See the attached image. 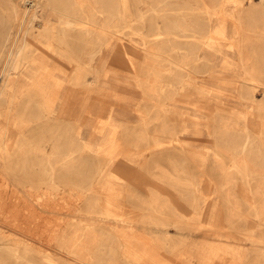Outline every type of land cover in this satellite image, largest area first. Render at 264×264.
<instances>
[{
    "label": "rangeland",
    "instance_id": "1",
    "mask_svg": "<svg viewBox=\"0 0 264 264\" xmlns=\"http://www.w3.org/2000/svg\"><path fill=\"white\" fill-rule=\"evenodd\" d=\"M11 1L0 0L1 34L15 22L6 9ZM52 1L62 5L67 0ZM70 1L74 6L80 3L84 9L93 6L100 11L109 0ZM110 1L121 14L116 23L120 22L122 28H118L116 35L102 37L104 42L91 63H81L85 59L78 63L58 61L62 48L55 43L57 55L53 61L45 63L38 71L39 76L30 78L13 94L4 83L2 72L11 65L9 53L19 34L18 24L12 26L8 46L3 47L0 240L7 242L4 244L10 249L14 247L15 253L3 250L0 241V264L73 263L75 255L70 251L68 239L78 224L98 229L100 235L116 231L117 236L106 242L111 251L103 255L102 264H263L264 224L259 226L262 214L253 210L245 198L249 195L257 199L260 206L259 189H264V176L237 175L222 180L208 172L202 162L209 160L199 156L209 149L215 151V147L211 148L214 130L219 134L223 129L221 120L212 124L211 115L208 121L204 118L211 107L208 93L203 90L193 94L210 80L193 81L175 94L178 88L171 69L161 64L164 62L156 63L151 56L156 48L152 41L158 25L155 16H139L141 4L147 0ZM20 6L24 9L21 14L30 15L35 9L38 15L43 14L40 5L33 9L29 3L20 2ZM85 14L88 19L94 18L92 12ZM101 14L95 20L102 23L106 14ZM31 23L35 27L28 33L35 36L41 31L40 19ZM28 25L24 22L22 28ZM24 29L18 42L25 39ZM86 37L84 34L73 37L77 55H82L80 50L87 47ZM91 38L96 42L99 37ZM17 84L22 85L18 78L11 88ZM185 94L197 96L183 100ZM177 107L194 120L189 137L194 139L198 151L189 155L185 165L204 167L207 170L204 174H173L172 151L178 141L173 129ZM210 109L213 113L214 108ZM255 116L252 130H259L260 119ZM254 135L252 150L261 142L257 141L260 135ZM107 149L119 150L120 156H115L134 161L125 178L127 187L123 188L120 200L122 212L119 210L123 219L131 222L132 229L129 223L119 226L113 220L102 221L98 204L88 198L87 191L79 196L75 185L79 177L89 180L98 159L104 162L107 158ZM43 150L47 154L56 151L58 162L54 166L42 155ZM109 160L107 175L116 168L115 159ZM173 182L178 184L173 187ZM153 190L178 202L176 209L182 218L176 221L167 210L151 211L160 224L157 220L156 224H144L140 217L150 212L145 200ZM223 191L233 197L232 203L224 199ZM186 196L195 199L190 202L185 200ZM125 232L128 235L124 236ZM92 262L94 259L88 264Z\"/></svg>",
    "mask_w": 264,
    "mask_h": 264
},
{
    "label": "bare ground",
    "instance_id": "2",
    "mask_svg": "<svg viewBox=\"0 0 264 264\" xmlns=\"http://www.w3.org/2000/svg\"><path fill=\"white\" fill-rule=\"evenodd\" d=\"M13 1L7 3L6 9L15 21L12 26L18 24L19 34L9 53L11 65L8 70L6 67L2 72L6 78L4 83L13 94L20 91L30 78L32 80L33 77L39 76L38 71L43 69L45 63L53 61L57 55L55 43L62 48L58 61L65 59L78 63L85 59L81 63H91L94 54L104 42L102 37L116 35L122 25L120 22L116 23L122 17L116 5L110 0L100 8V11L93 6L84 9L80 3L74 6L70 0L62 5L52 0ZM20 2L29 3L33 9L40 5L43 14L38 15L36 9L30 15L21 14L24 9L21 8ZM141 5H143V8L139 9L141 18L148 14L151 17L155 16L158 25L155 27L157 33L152 41L156 48L151 56L156 63L164 62L161 64L171 69L178 88L175 94L193 81L210 80L193 93L197 94L203 90L208 93L211 107L205 112L207 116L204 117L205 120L208 121V116L211 115L212 124L220 120L223 122V129L219 134L214 130V143L211 148L215 147V151L212 153V149H209L199 154L204 161L209 160L202 162L208 168V172L215 173L222 180H229L237 175L245 178L257 174L264 176V0H147ZM87 12L94 13L92 20L86 17ZM101 13L106 14V19L102 23L95 20L102 15ZM36 18L40 19L38 24L41 31L35 36H30L28 31L35 27L31 22ZM24 22L29 23L25 29L22 28ZM12 26L7 29L2 27L4 32L0 33V59L3 47L8 44L12 34ZM23 29L25 39L21 43L18 42V37L22 35ZM80 34L87 36L84 40L87 47L80 50L83 52L82 55H77L78 46L72 39ZM91 36L99 38L93 42ZM16 78L22 85L17 84L13 89L11 85ZM193 94L183 95V100L197 96ZM257 94L259 98L256 97ZM179 108L181 107L174 110L173 129L178 141L172 151L173 174L177 176L204 174L207 171L204 167L188 168L185 165L189 155L196 153L198 149L194 139L190 140L189 137L190 126L194 120ZM210 108H214L213 113ZM254 116L260 119L259 130H252ZM252 133L259 134L257 141H261L254 150L250 148ZM3 134L4 128L0 125V136ZM106 151L107 158L104 162L98 159L96 171L89 180L79 177L75 185L79 196L83 191H87L88 198H92L98 204L103 216L102 221L113 220L112 222L119 226L129 223L128 227L132 229L131 222L123 219L120 200L123 188L127 187L125 178L129 175L134 161L130 158H118L119 150ZM42 153L45 158L50 159L52 166L58 162L55 150L49 154L43 150ZM110 157L115 159L116 168L107 175L106 166L110 162ZM177 184L178 182H173V187ZM259 191L260 206L257 204L258 200L251 199L249 195L245 202L262 214L260 226L264 224V189L260 188ZM223 193L224 199L232 203L233 197L225 191ZM194 199L195 197H185V200L190 202ZM88 203L91 204L90 201ZM176 203L178 202L166 196L162 197L157 190H153L145 200L150 212L141 215L140 219L145 222L144 224H156L158 219H155V214H151V211L167 210L177 221L182 218V213L177 212ZM82 210L80 208L79 212H83ZM157 224H160L159 221ZM97 230L78 224L77 229L71 233L68 242L70 251L75 255V260L71 264H88L90 259H94L92 264H102V257L111 251L106 242L109 238L116 237L117 233L115 231L109 235H100ZM127 233L125 232L124 236L128 235ZM4 243L7 242H2L3 250L15 253L14 247L10 249Z\"/></svg>",
    "mask_w": 264,
    "mask_h": 264
}]
</instances>
